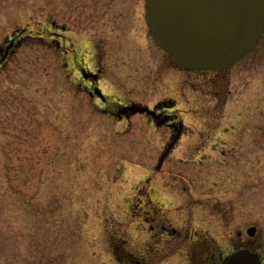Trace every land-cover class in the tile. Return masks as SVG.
Here are the masks:
<instances>
[{
  "label": "rangeland",
  "instance_id": "obj_1",
  "mask_svg": "<svg viewBox=\"0 0 264 264\" xmlns=\"http://www.w3.org/2000/svg\"><path fill=\"white\" fill-rule=\"evenodd\" d=\"M144 13V0H0V47L21 28L33 34L0 66V264H114L107 231L169 133L143 115L124 127L95 110L67 75L61 48L35 38L50 22L72 30L78 47L83 38L87 56V41L101 45L109 96L193 107L183 117L187 138L164 167L195 198L237 216L227 232L255 226L264 262V34L222 74L229 94L217 109L216 78L194 72L190 81L203 91H182L184 75L154 44ZM201 135H211L207 147L190 157L186 147ZM193 223L200 224L196 214ZM222 225L210 219L216 240Z\"/></svg>",
  "mask_w": 264,
  "mask_h": 264
},
{
  "label": "flooded vegetation",
  "instance_id": "obj_2",
  "mask_svg": "<svg viewBox=\"0 0 264 264\" xmlns=\"http://www.w3.org/2000/svg\"><path fill=\"white\" fill-rule=\"evenodd\" d=\"M21 31L13 32L6 39L5 44L0 47V55L11 41L14 47L19 40L27 37L33 38L32 31ZM69 31L72 32L65 25L50 22L47 23L43 33H36L35 38L44 40L49 45L52 43L55 48H61V53L65 55L63 66L68 70L71 64V70L67 72V75L76 78L75 89L90 98L95 110L115 118L118 122H123L124 127H127L131 117L139 114L145 116L148 126L165 128L169 131L162 141L157 157L158 161L160 156L166 153L161 165L157 167L155 164L154 167L148 169L139 182L129 189L117 210L119 213L121 211L118 225H113L107 231L110 232L107 238V248L114 264H163L170 259L169 264H219L228 253L241 248L256 251L263 264L260 245L255 238L256 233L252 236L247 234L249 226L244 232L238 227L227 232L226 229L231 227V221H236L237 216H233L231 212L228 214L225 209L217 208L216 202L211 204L208 199L195 198L188 183L179 175L174 174L172 168L164 167L167 159L180 146L182 140L187 138L189 127L183 117L188 116V113L193 111V107L187 104L186 108H178L173 100H165L152 104L136 103L144 111H130L127 107L135 102L129 98L109 96L104 91L107 82H105L104 72L100 66L101 45L99 46V43L91 45V42L87 41L91 46L89 47L90 55L87 56V52L86 55L83 53L84 47L81 48L84 39L76 38L75 42L77 41L78 47L68 36ZM87 43L85 42V47ZM75 46L78 49H75ZM170 66L184 75L182 91L187 86L193 92L203 91V86L194 87L190 76L194 72L210 73L216 78L214 83L217 90L213 97L220 101L216 102L215 107L218 109L224 103L229 94L222 76L224 72L182 69L172 62ZM207 77L210 78V76ZM208 80L210 79L206 81ZM97 89L102 93V98L96 95ZM182 97L185 98L184 95ZM210 137L211 135L198 136L197 141L188 145L186 148L190 157L199 153L200 149L206 148ZM224 146L226 145L221 147ZM177 160L184 161L181 157ZM195 214L200 224L193 223ZM212 217L223 224L218 240L209 232Z\"/></svg>",
  "mask_w": 264,
  "mask_h": 264
},
{
  "label": "water",
  "instance_id": "obj_3",
  "mask_svg": "<svg viewBox=\"0 0 264 264\" xmlns=\"http://www.w3.org/2000/svg\"><path fill=\"white\" fill-rule=\"evenodd\" d=\"M145 22L157 47L178 67L223 72L243 59L264 34V0H144ZM20 42L17 44L19 45ZM13 41L0 57L13 51ZM98 96L101 93L96 90ZM132 112L143 108L134 104ZM166 153L159 158L160 166ZM255 228L247 230L249 236ZM219 264H261L258 254L239 249Z\"/></svg>",
  "mask_w": 264,
  "mask_h": 264
}]
</instances>
